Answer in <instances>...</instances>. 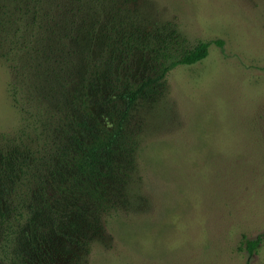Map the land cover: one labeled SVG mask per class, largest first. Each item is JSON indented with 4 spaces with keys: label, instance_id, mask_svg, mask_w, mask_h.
Segmentation results:
<instances>
[{
    "label": "rangeland",
    "instance_id": "374dc122",
    "mask_svg": "<svg viewBox=\"0 0 264 264\" xmlns=\"http://www.w3.org/2000/svg\"><path fill=\"white\" fill-rule=\"evenodd\" d=\"M79 16L88 20L83 49H92L91 27L103 33L98 45L107 36L127 43L131 33L140 44L168 41L172 54L223 45L174 68L158 100L136 105L140 146L119 211L93 231L71 221L80 244L54 239L53 264H264V238L253 255L238 251L243 235L264 233V0H88ZM150 61L135 48L128 66L140 75ZM11 79L0 58V134L19 126ZM45 95L55 108L59 100Z\"/></svg>",
    "mask_w": 264,
    "mask_h": 264
},
{
    "label": "trees",
    "instance_id": "16d2710c",
    "mask_svg": "<svg viewBox=\"0 0 264 264\" xmlns=\"http://www.w3.org/2000/svg\"><path fill=\"white\" fill-rule=\"evenodd\" d=\"M87 1L0 7V58L12 76L7 95L19 116L12 134H0V264H53L54 239L80 244L71 221L93 231L118 212L140 146L132 111L163 95L174 68L195 65L212 44L223 45L199 42L172 54L168 41L161 46L144 36L140 44L134 33L124 36L127 43L107 36L98 45L103 33L91 27L92 49H83L88 20L79 15ZM135 48L151 57L140 75L128 66ZM48 92L59 100L55 108L46 105ZM263 238L243 235L238 251L253 255Z\"/></svg>",
    "mask_w": 264,
    "mask_h": 264
}]
</instances>
